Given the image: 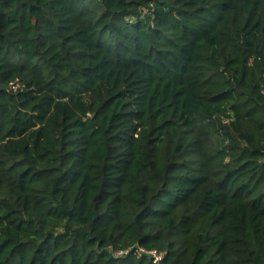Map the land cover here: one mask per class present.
I'll return each instance as SVG.
<instances>
[{"label": "trees", "instance_id": "16d2710c", "mask_svg": "<svg viewBox=\"0 0 264 264\" xmlns=\"http://www.w3.org/2000/svg\"><path fill=\"white\" fill-rule=\"evenodd\" d=\"M140 247L264 264V0H0V264Z\"/></svg>", "mask_w": 264, "mask_h": 264}, {"label": "built area", "instance_id": "2783aa9c", "mask_svg": "<svg viewBox=\"0 0 264 264\" xmlns=\"http://www.w3.org/2000/svg\"><path fill=\"white\" fill-rule=\"evenodd\" d=\"M126 252H128V250H121V251H118L117 253H126ZM138 253L139 254H142V253L147 254L151 258L153 264H158L162 258V254L160 252H157L154 249L145 250V249L140 247V248H138Z\"/></svg>", "mask_w": 264, "mask_h": 264}]
</instances>
